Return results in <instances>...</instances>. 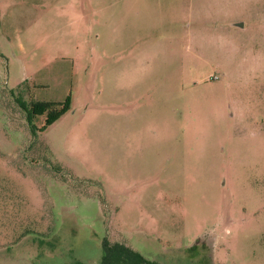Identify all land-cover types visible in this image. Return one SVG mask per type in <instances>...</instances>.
I'll return each instance as SVG.
<instances>
[{
  "label": "rangeland",
  "instance_id": "1",
  "mask_svg": "<svg viewBox=\"0 0 264 264\" xmlns=\"http://www.w3.org/2000/svg\"><path fill=\"white\" fill-rule=\"evenodd\" d=\"M121 1L0 0V264H96L104 237L161 264H264V158L226 116L264 103V75L224 79L200 45L233 15ZM66 99L48 126L29 109Z\"/></svg>",
  "mask_w": 264,
  "mask_h": 264
},
{
  "label": "crops",
  "instance_id": "2",
  "mask_svg": "<svg viewBox=\"0 0 264 264\" xmlns=\"http://www.w3.org/2000/svg\"><path fill=\"white\" fill-rule=\"evenodd\" d=\"M125 1L122 0L121 3ZM245 6V0H188L187 5L188 8H195L200 12L211 11L212 13H219L220 11H227V14L233 15L228 22L213 28L215 31L213 32L215 34L213 37L207 38L209 29L207 27L203 28L200 42L201 51L206 55L204 59L208 60L211 57L212 61L216 63L215 66L220 70V74L224 79H242L241 84L249 86L250 79H256L264 75V69L259 70L258 67V61L264 63V11L252 10V8H246ZM81 8L82 10L84 9V7ZM94 11L96 12L95 9ZM242 14H248L249 19L241 16ZM248 22L249 24H247ZM238 34H246L247 37L244 40H239L235 37ZM188 37L192 40L190 34ZM246 47L254 48L248 51ZM129 51L130 49L126 46L125 49L122 48L121 54H117V52L115 54L112 53V58L108 60L115 61L116 56L119 59H129V53H127ZM137 58L132 57L136 61H142V59ZM248 58L254 61L255 64L253 65L255 67H247L249 69L246 71L230 70L232 62H239L241 67H246L245 64L248 63ZM209 78L214 80L218 79L219 76L218 74L209 75ZM225 84L230 86L232 83L231 81H227ZM245 96L247 101L242 98H238V100L234 99L235 104L229 105L226 116L229 120H232L231 123H234L236 127L243 126L244 128L251 129V141L255 143L254 154L257 157L264 158V103L261 102L260 106L253 105L250 101L251 95L246 93ZM124 101L122 107L129 109L131 106L136 108L140 99L131 95L130 97H124Z\"/></svg>",
  "mask_w": 264,
  "mask_h": 264
},
{
  "label": "trees",
  "instance_id": "3",
  "mask_svg": "<svg viewBox=\"0 0 264 264\" xmlns=\"http://www.w3.org/2000/svg\"><path fill=\"white\" fill-rule=\"evenodd\" d=\"M58 106V107H57ZM32 114L47 113L45 126L52 124L69 109L68 99L64 102L35 101L30 105ZM45 126H43L45 128ZM96 264H161L147 259L130 246L104 237L101 241V256Z\"/></svg>",
  "mask_w": 264,
  "mask_h": 264
}]
</instances>
